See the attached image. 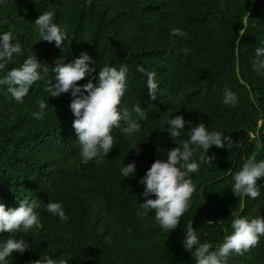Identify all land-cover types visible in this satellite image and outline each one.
Instances as JSON below:
<instances>
[{
  "label": "trees",
  "instance_id": "trees-1",
  "mask_svg": "<svg viewBox=\"0 0 264 264\" xmlns=\"http://www.w3.org/2000/svg\"><path fill=\"white\" fill-rule=\"evenodd\" d=\"M44 11L53 12L54 22L68 33L60 48L37 42L32 23ZM174 28L187 36L170 35ZM8 31L24 51L5 71L33 53L55 67L58 60L69 63L87 51L96 60L94 76L106 65L126 63L130 83L120 107L140 104L147 117L133 113L141 124L138 133L123 132L127 124L121 121L113 129L108 157L83 164L70 109L73 97L45 91L53 73L37 81L22 104L0 90V203L14 208L32 198L41 204L40 225L16 237L29 241L30 248L24 254L14 251L12 264H35L45 256L56 264H195L182 243L188 223L200 242L215 250L232 232L234 218L264 216V187L255 200L232 191V176L248 159L264 160V76L253 70L255 49L264 46V0H3L0 32ZM140 65L156 73L154 100L146 76L136 70ZM87 82L86 77L78 83ZM226 89L238 95L237 107L222 103ZM41 100L49 107L42 120H35ZM177 115L193 126L204 123L222 131L241 146L209 150L214 165L201 164L199 174H192L196 191L189 208L167 233L154 210L147 216L137 211L144 202L141 179L179 146L164 131V121ZM189 128L186 124L183 139ZM123 162H135L134 177H122ZM257 183L264 185V178ZM49 200L62 203L67 222L46 211ZM10 235L0 233V242ZM228 264H264V237L243 255L233 253Z\"/></svg>",
  "mask_w": 264,
  "mask_h": 264
},
{
  "label": "clouds",
  "instance_id": "clouds-1",
  "mask_svg": "<svg viewBox=\"0 0 264 264\" xmlns=\"http://www.w3.org/2000/svg\"><path fill=\"white\" fill-rule=\"evenodd\" d=\"M0 3H3V0H0ZM32 24L39 33L37 42H55V46L60 48L69 40L68 33L54 22V13L51 11H44ZM170 35L186 37L187 33L183 29L174 28ZM23 51L21 43L12 32H0V90L16 103L22 104L32 86L50 72L53 73L54 77L47 80L45 91L51 97H59L69 92L73 97L70 109L75 117L73 128L78 137L77 143L80 145L81 163L87 164L93 160L99 163L108 157L114 146L113 129L120 128L121 121L127 124L123 132L128 134L140 132L141 124L133 117V113L142 120L147 118L145 110L140 104L134 105L131 109L120 107L130 83V69L126 63L120 64L119 68L106 65L98 71V76H94L93 73L97 72V68L93 66L96 65V60L87 51H82L69 63H65L63 59L58 60L55 67L41 62L33 53L19 67L5 71L9 64L15 63L14 56L23 54ZM136 70L146 76L149 94L153 100L156 99L159 89L156 73L148 71L142 65ZM253 70L264 76V46L255 49ZM86 77L88 82L80 85L78 82ZM222 103L237 107L239 97L226 89ZM48 107V102L39 101V111L33 112V118L42 120ZM164 124L167 125L164 131L169 133V138L179 146L169 149L166 159H157L141 179L140 183L144 186V202L139 203L137 215L147 216L154 210L155 221L163 231L169 233L179 226L181 217L188 210L196 191L192 174H199L201 164L209 167L214 165L216 157L210 156L209 150L213 146L230 150L241 145L222 131L209 130L204 123L193 126L192 121H186L183 115L174 118L170 116ZM186 124L190 126L187 131L188 138L183 139ZM248 135L255 138L252 132ZM137 145H133L132 148H136L139 155ZM135 172V162L127 165L123 162L120 167L123 178H132ZM261 178H264V160L248 159L242 169L232 176V191L238 197L243 195L255 200L260 197L261 188L264 187L257 183ZM201 194L203 195L202 190ZM40 208L39 199L32 198L19 200V206L14 208H8L0 203V233L11 234L8 239L0 242V264H12L10 257L14 251L24 254L29 250V241L22 236L16 237L40 225L38 216ZM46 211L59 217L63 222L68 221L60 202L49 200ZM213 223L212 220L208 221V225ZM231 228L232 232L225 235L223 242L212 250L211 243L200 242L197 230L190 222L185 227L183 246L191 253L195 264H228V259L233 253L243 255L259 245L261 238L264 237V216L260 215L253 219L236 217L232 220ZM35 264L56 262L45 256ZM60 264L66 262L61 261Z\"/></svg>",
  "mask_w": 264,
  "mask_h": 264
}]
</instances>
